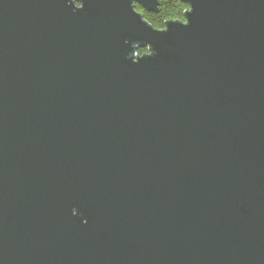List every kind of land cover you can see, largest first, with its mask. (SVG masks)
Returning a JSON list of instances; mask_svg holds the SVG:
<instances>
[{
  "label": "water",
  "instance_id": "obj_1",
  "mask_svg": "<svg viewBox=\"0 0 264 264\" xmlns=\"http://www.w3.org/2000/svg\"><path fill=\"white\" fill-rule=\"evenodd\" d=\"M181 1L0 0V264H264V0Z\"/></svg>",
  "mask_w": 264,
  "mask_h": 264
},
{
  "label": "trees",
  "instance_id": "obj_2",
  "mask_svg": "<svg viewBox=\"0 0 264 264\" xmlns=\"http://www.w3.org/2000/svg\"><path fill=\"white\" fill-rule=\"evenodd\" d=\"M159 5L155 12H148L140 6H136V11L143 15L145 21L148 22L155 30H163L167 22L185 21L184 13L189 10L187 4L181 0H158ZM146 52V49L138 51L139 55Z\"/></svg>",
  "mask_w": 264,
  "mask_h": 264
},
{
  "label": "rangeland",
  "instance_id": "obj_3",
  "mask_svg": "<svg viewBox=\"0 0 264 264\" xmlns=\"http://www.w3.org/2000/svg\"><path fill=\"white\" fill-rule=\"evenodd\" d=\"M147 51V50H146Z\"/></svg>",
  "mask_w": 264,
  "mask_h": 264
}]
</instances>
